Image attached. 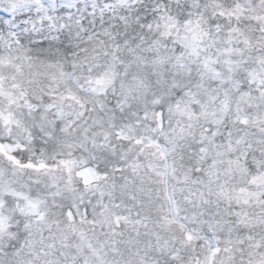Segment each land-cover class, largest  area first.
<instances>
[{
  "label": "snow or ice",
  "instance_id": "obj_1",
  "mask_svg": "<svg viewBox=\"0 0 264 264\" xmlns=\"http://www.w3.org/2000/svg\"><path fill=\"white\" fill-rule=\"evenodd\" d=\"M0 264H264V0H0Z\"/></svg>",
  "mask_w": 264,
  "mask_h": 264
}]
</instances>
